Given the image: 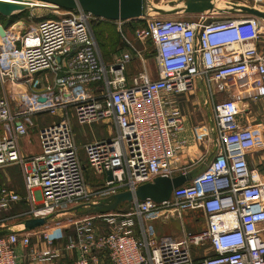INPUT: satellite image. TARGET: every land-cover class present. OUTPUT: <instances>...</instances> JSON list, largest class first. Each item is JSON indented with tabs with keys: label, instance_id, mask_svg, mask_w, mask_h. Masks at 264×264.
I'll return each mask as SVG.
<instances>
[{
	"label": "built area",
	"instance_id": "obj_1",
	"mask_svg": "<svg viewBox=\"0 0 264 264\" xmlns=\"http://www.w3.org/2000/svg\"><path fill=\"white\" fill-rule=\"evenodd\" d=\"M35 3L67 16L29 29L20 21L0 24V177L18 167L23 179V194L0 183V215L6 217L0 219V264H18L17 247L31 264H53L67 253L74 257L68 264H96L101 252L111 264H264V179L247 162L264 144L263 129L250 120L251 105L264 108L260 19L207 12L190 21L146 20L133 38L151 42L155 69L144 65L128 81L133 58L144 63L142 49L124 39L126 49L106 62L92 28L103 19ZM196 81L211 107V141L199 161L202 170L192 177L176 163L186 146L178 138L183 116L176 99L194 90ZM42 114L55 120L38 129L39 153L24 156L20 140ZM73 121L105 126L107 137L78 146ZM85 171L95 181L92 188ZM179 175L190 178L166 201H137L128 213L83 216L66 224L73 234L60 243L51 234L48 222L55 215ZM20 203L26 209L9 214ZM194 211L205 215V228L186 232L183 220ZM27 219L46 223L29 232L14 230ZM153 221L178 222L181 237L156 238ZM196 251L202 254L194 256Z\"/></svg>",
	"mask_w": 264,
	"mask_h": 264
},
{
	"label": "rangeland",
	"instance_id": "obj_2",
	"mask_svg": "<svg viewBox=\"0 0 264 264\" xmlns=\"http://www.w3.org/2000/svg\"><path fill=\"white\" fill-rule=\"evenodd\" d=\"M219 1V0H215ZM238 2L244 4L245 6L252 7L259 12L264 13V0H237ZM150 4H152L154 7L152 8H164L167 7L169 4L165 2V0H152L150 1ZM149 4V5H150ZM179 4V3H175ZM24 14L22 15L20 22L25 24L26 29H29L31 27H34V25L43 19H62L66 17L67 15L61 14V12L53 9L48 8H38V7H29L28 9L24 10ZM152 18H160V19H172V20H180V21H190L193 20L195 17L193 15H185V14H174V15H160L153 12H148L144 16V18L131 21H122L119 22H112V21H94V28H95V34L98 40V43L100 45V48L102 52L104 53V58L106 61L109 60L110 56L117 52L120 48H122L124 45V39L130 41L134 46L140 48L143 50V59L146 67L150 68L152 71L155 69V53L153 50V45L150 41H147L145 43H142L135 40L133 38V31L137 28L143 27L146 20L152 19ZM107 21V22H106ZM262 24H264L261 21ZM2 25L5 23H1ZM264 38V35L262 36ZM2 93L0 89V94ZM180 115L184 117V120L187 122V131L189 133L188 141L191 145V148L188 151H182L183 161L184 163L180 164L179 160H176L177 165L179 166H186L187 170H190L192 172V119L196 120L198 123L200 121L204 122V125H206L208 128L211 127L210 117H211V107L207 101V95L205 92V88L203 86V83L201 81H196L195 89L191 92L186 93L185 95H182L178 97L177 99ZM14 103V102H13ZM252 106V105H251ZM251 108L252 115L253 112L256 110L255 106L253 105ZM55 118H53L50 115L42 114L39 116H36L32 118L33 126L30 128L28 135L24 138H22L21 146L23 149H25L28 152L36 153L39 149V137H38V129L50 124L53 122ZM200 120V121H199ZM73 129L76 135V144L78 146L83 145L84 143L92 142L95 140L104 139L107 137L108 129L105 126L102 125H93L91 127H82L79 126L73 121ZM201 132H204L201 131ZM200 134V132H199ZM188 154V157H185V155ZM79 157L82 161V163L85 164V159L83 155V151H79ZM186 158V159H185ZM200 162H198L194 166V173H199L202 168L200 166ZM8 177H9V187L13 188V190L19 194H22V175L18 167H12L8 170ZM5 180V177H4ZM86 180L92 188L94 184V180L92 179V175L90 171L86 172ZM100 183H103L101 181ZM125 206H120V210L124 209ZM59 215V214H58ZM59 218L54 219V222L50 224V226H54V223L56 222L64 225L68 224L73 221H78L83 218L80 214H71V212H68L67 214L58 216ZM58 219V220H57ZM16 223L15 221L10 222V224ZM96 223V222H95ZM156 227V238L161 237H170L172 239H177L181 237L182 231L180 228V225L176 221H169L166 224L164 222H155ZM184 224H185V230L186 232H197L200 231L204 226V220L203 216L200 212L197 214L195 213L193 216L188 215L184 218ZM147 225V223H146ZM54 231H60V229H56ZM100 231L102 229L100 228ZM201 251H196L194 256L201 255ZM97 257L99 258L96 264H111L109 261L108 256L101 252L97 254ZM65 264H68L67 262Z\"/></svg>",
	"mask_w": 264,
	"mask_h": 264
},
{
	"label": "water",
	"instance_id": "obj_3",
	"mask_svg": "<svg viewBox=\"0 0 264 264\" xmlns=\"http://www.w3.org/2000/svg\"><path fill=\"white\" fill-rule=\"evenodd\" d=\"M26 3H5L0 2V16L9 18L23 12L33 1L43 2L63 11L82 10L90 13L96 18L107 21H131L144 17L148 12H155L160 15H174L177 13L185 15H195L213 12L217 15H243L260 19L264 13L256 11L252 7L240 6L236 3L213 5L211 0H183L179 4L169 3L167 8H152L145 0H24ZM25 4V5H24ZM2 6L18 7L15 13L5 12ZM0 35L4 36L3 28L0 26ZM43 101V99H39ZM190 176L179 175L173 178L157 177L151 183L139 186L134 192H122L102 200L95 206L84 207L83 205L74 207L73 211L81 210V216H92L106 213H128L134 202H144L150 200L155 203L166 201L173 189L183 185ZM106 179L110 181V172L106 173ZM120 206H125L120 210ZM46 219H27L18 223L20 232H29L42 227Z\"/></svg>",
	"mask_w": 264,
	"mask_h": 264
},
{
	"label": "crops",
	"instance_id": "obj_4",
	"mask_svg": "<svg viewBox=\"0 0 264 264\" xmlns=\"http://www.w3.org/2000/svg\"><path fill=\"white\" fill-rule=\"evenodd\" d=\"M212 1V3H214L216 6L218 5V4H221V3H223V4H230V3H236L237 5H240V6H245L244 4H242V3H240V2H238L237 0H219V1H215V0H211ZM165 8H167V7H165ZM256 10V9H255ZM256 11H258V10H256ZM259 12V11H258ZM261 13H263V12H261ZM260 20L262 21V20H264L263 18H260ZM259 47H260V49H262V50H264V38L260 41V43H259ZM126 48L124 47V49L122 50V51H124ZM121 53V51L120 52H117V53H114V54H112L111 56H110V58H109V60L108 61H106V62H111L112 61V59L114 58V57H116V56H118L119 54ZM102 55H103V53H102ZM103 58H104V55H103ZM105 59V58H104ZM145 65V63H141L138 59H134L133 58V60L127 65V69H126V78H127V80L128 81H130L131 80V78L137 73V72H139V71H141L143 68H142V66H144ZM146 66V65H145ZM148 70H150V71H152L149 67L147 68ZM151 78H155V75L153 76H151ZM253 106V105H252ZM251 106V107H252ZM254 106H255V108H256V110L253 112V115H252V111H251V115H250V117H251V121L254 123V124H258V125H260L261 126V128L263 129V131H264V108L261 106V104H254ZM210 119H211V117H210ZM200 121V120H199ZM187 121L186 120H184V117H183V126H182V131L179 133V135H178V138L179 139H183V140H185L186 141V146L183 148V151H188L190 148H191V145L189 144V143H187V141H188V137H189V133H188V131L186 130L187 128V123H186ZM211 122V121H210ZM203 123H205V120H204V122H202V121H200L199 123L194 119H192V177H194L195 175H197V174H195L194 173V166L201 160V158L202 157H204V156H206L207 155V153H208V150L210 149L209 148V142L211 141L210 140V136H209V129L210 128H208L206 125H204ZM204 130V132H201V131H203ZM199 132H200V134H199ZM263 139H264V135H263ZM20 148H21V152H22V155H37L38 153H39V150L40 149H38V152H36V153H31V152H28V151H26L25 149H23V147L21 146V141H20ZM185 157H188V154H186L185 155ZM186 159V158H185ZM178 160H179V163L180 164H182V163H184V162H182L183 161V156L182 155H180L179 157H178ZM182 162V163H181ZM247 162H248V166H249V168L250 169H253V170H255L256 172H258L259 173V175L264 179V144L262 145V147H260L259 148V150L258 151H256L255 153H253L252 155H250L248 158H247ZM10 168H12V167H10ZM10 168H8L6 171H5V173L4 174H2L1 175V177H0V183L3 185H6L7 187H9V177H8V170L10 169ZM92 175V174H91ZM4 177H5V180H4ZM94 184H95V181H94ZM10 188V187H9ZM11 189V191H13V192H15L14 190H13V188H10ZM17 193V192H16ZM19 194V193H18ZM22 194H23V181H22ZM16 210V209H15ZM11 211V212H9V214H15L16 212H19V211ZM14 212V213H13ZM71 212V214H78V213H80L81 212V210H78L77 212L76 211H73V210H71L70 211ZM198 212H200L201 214H202V216H203V220H204V226H203V228L202 229H204L205 228V225H206V222H205V215L201 212V211H194V212H192V214H190V215H194L195 213L197 214ZM68 213V212H67ZM67 213H64V214H67ZM63 213H61V214H59V215H55V216H53V217H51V219L49 220V222H48V227H52V228H54V230H56L55 229V227L59 224V223H57L56 224V222L54 223V226H50V224L52 223V222H54V219H56V218H59L58 216H60V215H64ZM6 217H3V216H1L0 215V219H5ZM58 220V219H57ZM155 222H159V221H153V222H151V226H152V233H153V235H156V227H155ZM8 224L7 225H9V226H11V225H14V224H10V222H7ZM183 223H184V220H183ZM164 224H166V223H164ZM185 225V224H184ZM60 226H61V228H58V229H60V231L58 232V231H52V235L55 237V239H56V241L58 242V243H60L61 241H62V239H64L65 237H67L68 235H71V234H73V229H71V228H68V226H66V224H64V225H61L60 224ZM16 229H18L19 230V227H17V228H15L14 230H16ZM201 229V230H202ZM200 230V231H201ZM19 232H20V230H19ZM197 232H199V231H197ZM193 233H196V232H193ZM261 236L264 238V232H262V234H261ZM157 237V236H156ZM165 237H167V236H165ZM34 241L32 240V243H33ZM17 251L19 252V254H20V259H19V263L18 264H31L29 261H27V260H25V258L24 257H21V255L24 253V249H22V248H20V247H17ZM74 257H73V255L72 254H70V253H67L66 255H64L63 256V259H61V260H59V261H55L53 264H65L66 262L67 263H69V262H71V260L73 259Z\"/></svg>",
	"mask_w": 264,
	"mask_h": 264
},
{
	"label": "trees",
	"instance_id": "obj_5",
	"mask_svg": "<svg viewBox=\"0 0 264 264\" xmlns=\"http://www.w3.org/2000/svg\"><path fill=\"white\" fill-rule=\"evenodd\" d=\"M22 15H25V14H24V11L21 12V13H19V14L13 15V16H11V17H9V18H4V17L0 16V24H1V23H5V24H3V26H9V25H11V24H13V23H15V22H17V21H20V19L22 18V17H21ZM97 21H99V20H97ZM100 21H105V20H100ZM133 21H134V20H133ZM136 21H138V20H136ZM106 22H107V21H106ZM1 25H2V24H1ZM92 28H93V31H94L95 38H96V40H97V37H96V34H95L94 23H93ZM97 43H98V40H97ZM98 45H99V43H98ZM124 47H125V46H123L122 48H120L117 52L122 51V50L124 49ZM99 48H100V45H99ZM100 50H101V48H100ZM101 52H102V50H101ZM117 52H115V53H117ZM102 53H103V52H102ZM103 55H104V53H103ZM86 172H87V171H85V177H86ZM92 179H93V178H92ZM25 209H26V207H25V205H24L23 203H20V204L17 206V208H16L17 211H23V210H25ZM16 210H15V211H16ZM13 213H14V212H13Z\"/></svg>",
	"mask_w": 264,
	"mask_h": 264
},
{
	"label": "bare ground",
	"instance_id": "obj_6",
	"mask_svg": "<svg viewBox=\"0 0 264 264\" xmlns=\"http://www.w3.org/2000/svg\"><path fill=\"white\" fill-rule=\"evenodd\" d=\"M22 3H26V2H22ZM25 5V4H24ZM29 5L33 6V7H36L37 4L35 3V1H33V3L31 2ZM150 7H154L152 4H150ZM158 8V7H157ZM2 10H4L5 12H12V13H15V11L18 10V7H13V6H2ZM155 13V12H153ZM261 18L264 19V16H262ZM261 21V20H260ZM262 22L264 23V20H262ZM14 91L15 92H22L23 91V88L20 87V86H15L14 87Z\"/></svg>",
	"mask_w": 264,
	"mask_h": 264
}]
</instances>
